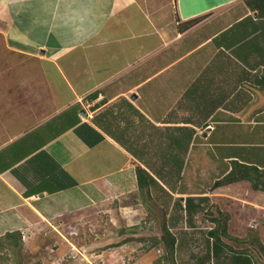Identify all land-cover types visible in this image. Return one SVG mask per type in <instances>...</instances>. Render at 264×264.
<instances>
[{
    "label": "crops",
    "instance_id": "1",
    "mask_svg": "<svg viewBox=\"0 0 264 264\" xmlns=\"http://www.w3.org/2000/svg\"><path fill=\"white\" fill-rule=\"evenodd\" d=\"M234 161L264 169V9L0 0V238L127 195L226 211Z\"/></svg>",
    "mask_w": 264,
    "mask_h": 264
},
{
    "label": "rangeland",
    "instance_id": "2",
    "mask_svg": "<svg viewBox=\"0 0 264 264\" xmlns=\"http://www.w3.org/2000/svg\"><path fill=\"white\" fill-rule=\"evenodd\" d=\"M184 3L191 7L205 4V0H184ZM27 73H31L29 66L24 68V75ZM162 158L157 164L165 161V156ZM170 168L176 172L180 163L174 161ZM247 186V191L236 190L240 202L232 194L226 201H218L229 215L230 234L238 238L226 242L236 250L249 252L254 264H264V255L260 251V244L264 247V195ZM177 195L172 198L177 199ZM172 202L165 201L161 195L153 199L151 195L142 199L137 194L127 195L49 222L38 221L24 232L21 247L14 248L7 240L0 242V264H34L38 261L43 264H171L164 258L163 246L154 245L152 240L161 234L164 213L171 231L178 237L176 263L200 264L206 251V230L213 225L206 217V210L210 208L216 213L215 207L219 206L216 202L210 206V202L202 204L203 208L193 215V223L189 224L184 219V210ZM231 255L226 252L220 264H230ZM205 264L216 263L211 259Z\"/></svg>",
    "mask_w": 264,
    "mask_h": 264
},
{
    "label": "trees",
    "instance_id": "3",
    "mask_svg": "<svg viewBox=\"0 0 264 264\" xmlns=\"http://www.w3.org/2000/svg\"><path fill=\"white\" fill-rule=\"evenodd\" d=\"M248 5L253 3L259 9H264V0H247ZM199 18L188 20L181 24H178L180 30H184L191 25L195 24ZM180 170V169H179ZM150 174L141 166L136 167V178L138 188L142 191L148 189L150 186ZM152 178V177H151ZM248 181L250 187L253 190H264V169H258L255 165L240 163L234 161L232 163L231 169L221 178L214 181L212 188L227 185L239 181ZM192 198L186 197L185 201L187 206L186 210V222L189 224L193 220V214L199 209L194 203L192 204ZM174 205L181 207L180 199H175ZM201 209V208H200ZM206 217L212 222V226L206 230V251L200 264H205L209 260H215L216 264L222 262V257L226 256V252H231L230 264H254L253 256L244 251L243 249L236 250L228 242L227 239L237 240L236 236L230 234L228 230V219L229 215L226 211L216 209V213L210 208L206 210ZM163 219L160 223L161 234L159 236L152 237L153 244H161L165 250L164 258L170 261L171 264H177L175 261L176 256V245L178 242V237L171 231V226L164 213ZM255 237H253L254 239ZM257 239V238H256ZM3 240L9 241L12 247L18 248L22 246V235L19 231H14L6 233L0 238V242ZM244 241V239H239ZM255 240V239H254ZM260 244V243H259ZM260 251L264 255V247L260 244ZM34 264H43L41 262H35Z\"/></svg>",
    "mask_w": 264,
    "mask_h": 264
}]
</instances>
